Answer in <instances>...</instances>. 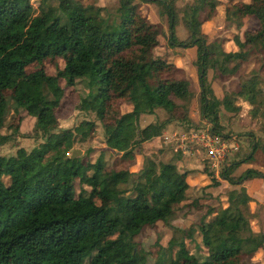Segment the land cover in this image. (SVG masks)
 I'll return each instance as SVG.
<instances>
[{
    "label": "trees",
    "instance_id": "obj_1",
    "mask_svg": "<svg viewBox=\"0 0 264 264\" xmlns=\"http://www.w3.org/2000/svg\"><path fill=\"white\" fill-rule=\"evenodd\" d=\"M34 1L32 5L30 0H0V71L22 70L48 56L76 54L80 64L65 84L73 85V79L84 82L86 92L77 108L86 110L92 104L100 117L109 118L102 124L104 145L118 153L120 161H132L142 143L161 135L178 107L174 100L186 91L184 80L176 75L178 68L153 54L163 32L142 14L143 3L156 6L165 21L168 47L194 51L201 117L188 124L197 126L203 118L213 132L228 138L232 133L222 132L217 109L221 105L234 114L241 101L256 121L257 134L249 133V150L240 156L235 152L238 159L220 171V178L232 186L225 191V205L210 206L205 211L209 218L179 228L170 223L176 189L188 174L177 170L179 151L165 163L143 156L135 178L124 167L105 170L100 156L92 161L69 157L75 141L93 136L94 130L84 120L71 129H57L54 113L62 88L56 71L38 82L26 100H13L33 119L29 130L18 128V136L40 141L28 150L20 146L12 155H0V264H145L146 252L138 248L134 236L157 222L171 235L155 264H245L243 259L263 246L264 232L250 225L256 210L249 208L244 183L253 178L264 181V172L248 167L235 176L234 170L252 163L256 151L264 158V92L254 72L222 101L213 96L205 74L211 69L233 76L242 63L264 62V0H224L222 22L235 31L230 39L235 48L217 52L210 51L201 24L211 19L220 0H186L179 6L175 0H113L103 5L96 0ZM245 17L254 18L257 28L239 36L236 31ZM178 24L185 31L183 38L176 35ZM56 91L61 93L57 98ZM113 100L127 102L130 109L115 110ZM155 109L163 110L166 118L139 126L138 118ZM7 112V107H0V127ZM9 138L0 134V145ZM202 172L210 177L206 186L218 184L207 168ZM78 179L103 183L118 196L115 204H98L91 192L76 193ZM5 194L11 197L10 207L1 198ZM124 199L128 207H121ZM90 229H95L91 239H83ZM186 241L193 242L195 252L188 250ZM111 242H117L115 249L102 255L100 250Z\"/></svg>",
    "mask_w": 264,
    "mask_h": 264
},
{
    "label": "rangeland",
    "instance_id": "obj_2",
    "mask_svg": "<svg viewBox=\"0 0 264 264\" xmlns=\"http://www.w3.org/2000/svg\"><path fill=\"white\" fill-rule=\"evenodd\" d=\"M112 1L113 0H96L98 5L109 4ZM184 1L186 0H175V3L179 6ZM30 2L32 5L35 3L34 0H30ZM220 2L222 4L218 5V9L216 7L215 11L221 10L222 6L226 4L224 0H220ZM147 7H142L141 4L142 14L148 21H151L152 14L153 18L158 21L157 24H159L163 32V34L157 37L158 42L153 50V54L162 56L167 61L174 63V65L177 64L179 69L176 75L184 80L186 86L185 93L179 99L174 100V103L178 107L174 109L173 116L166 125L168 133L176 131L177 135L186 128H190V124H188L189 122H187V120H191L192 123H194L197 120L196 116H200L198 74L195 67L192 65V60H190L191 56H194V51L192 48H186L184 50L177 49L176 51L168 50L169 47L166 44L165 35L166 23L163 19L158 17L156 6L147 4ZM215 11L213 13L214 18L217 17ZM216 23L217 21L213 24L212 28L208 23H205L202 27L205 30L211 31V36H207L210 51L216 50L217 52V49H222L223 51L233 50L235 47H233L230 39L235 31L225 27L223 23ZM256 28V20L252 17H245L243 18L242 26L236 32L241 36L243 30H255ZM175 30L178 38H183L185 36V31L180 24L176 26ZM79 64L80 61L76 54H64L60 56H48L39 63H31L25 66L22 70L0 71V107L5 106L8 108V112L5 114L2 126L0 127V134L11 136L6 143L0 145V155H12L15 149L20 146L28 150L40 141L39 137L23 138L18 136V128L21 130H29L33 119L20 108V105L17 106V103L14 105L13 100L15 98L26 100L34 92V88L38 82L45 80L48 76L54 75L56 71H58V83L62 88V95L60 96V91L54 92L56 98L60 96L58 105L55 106L54 113L57 120V129H71L83 120L93 124V136L82 142L78 140L75 141L70 154L72 150H78L80 153H77L73 157H84L92 161L97 156H100L105 164V170L124 167L132 173L131 177L133 178H135L136 171L141 166L143 156L150 157L154 162L163 163L174 157L176 153L174 150V141L152 146L146 143L143 145L141 144L140 154L135 155L134 159L130 162L120 161L117 158L118 153L110 152L104 145L105 130L102 126L103 122L109 120V118L105 115L104 117H100V115L92 109V104H89L86 110L77 108L79 98L84 96L86 92L84 82L80 80L74 81L73 79V85L67 86L65 84L67 79L72 80L73 72ZM141 68V65H136V71L141 70ZM254 72L258 74L260 78V87L264 92V62L261 63L258 59L242 63L233 76H222L211 69H207L205 79L213 96L224 101L228 99L231 92L238 89V84L243 78ZM238 102L237 104L240 105V110L234 114L223 109L221 105L217 110L219 114L218 122L223 126L222 132H230L232 133L230 135H233V138H235L234 140L231 138V140L229 136L224 139L232 145L237 146L235 152L239 151L240 156L243 152L249 150V143L246 137L249 133L253 135L257 134V124L255 120L249 118L247 114V105L241 101ZM112 108L122 112L129 110L130 106L125 101L113 100ZM32 111L36 112L37 109L33 108ZM166 116L163 110L155 109L151 114L141 115L138 118V124L139 126H143L151 121L163 120ZM189 157L188 160H182L180 158L175 159L177 170L180 172H188L183 183L176 189L174 202L171 204L174 217L170 223L179 228H186L194 223L197 224L199 218L205 216V211L210 206L214 208L224 206L225 191L232 188V186L224 180L217 181L218 184L216 186H206V184H209L211 181L209 175L202 172V168L205 167L206 164L202 152H191ZM236 159H238V156L234 155L232 160ZM248 167L264 171V158L258 151L254 153L253 162L250 164H240L234 170V175L238 176ZM52 174H54V172H52ZM78 181L79 182H75L76 193L78 191L84 194L91 192L95 196L98 204H115L118 196L115 195L113 191L108 190L103 183H96L91 179H78ZM244 187L252 200L248 204L250 210H256L254 213L255 217L250 221V225L254 231L261 230L264 232V211L261 209L264 207V192L252 195H256L257 198L251 197V192L245 183ZM127 194L128 192L124 193V196H127ZM1 198L10 207V195H1ZM120 205L121 207H128L127 199H124ZM209 216L211 215L205 216V219L209 218ZM94 232L95 229L87 230L82 238L89 240ZM170 235V229L161 222H157L154 227L146 226L134 236V240L138 243V248L146 252L145 264H155L160 248L166 245ZM195 240H197L196 237ZM186 245L189 251L195 252L193 242L186 241ZM105 246L106 247L100 250L102 255L112 252L117 246V242H111ZM230 248L231 245H228L227 249ZM243 261L245 264H264V254L259 255L254 253L252 257L244 258Z\"/></svg>",
    "mask_w": 264,
    "mask_h": 264
},
{
    "label": "built area",
    "instance_id": "obj_3",
    "mask_svg": "<svg viewBox=\"0 0 264 264\" xmlns=\"http://www.w3.org/2000/svg\"><path fill=\"white\" fill-rule=\"evenodd\" d=\"M200 124V126L197 125L196 127L190 125V128L183 130L177 135L176 131H173L168 136L164 135V140L166 142L174 141V150L179 151L180 156L190 155L191 152H202L203 158L206 160L205 167L217 181H220L222 180L220 171L224 166L229 165L237 146L232 145L213 132L212 125L205 119L201 118ZM229 136L230 139H235L233 135Z\"/></svg>",
    "mask_w": 264,
    "mask_h": 264
},
{
    "label": "crops",
    "instance_id": "obj_4",
    "mask_svg": "<svg viewBox=\"0 0 264 264\" xmlns=\"http://www.w3.org/2000/svg\"><path fill=\"white\" fill-rule=\"evenodd\" d=\"M142 7H147V4L146 3H143L142 4ZM148 8V7H147ZM222 8H223V6H222ZM217 9H218V7H217ZM215 13H216V18H214L213 16L211 17V19H209V20H207V21H204L202 24H201V30L203 29L202 27H203V25L205 24V23H208L209 25H211L210 27L212 28V26H213V24L217 21V23L216 24H220V23H223L222 22V9L221 10H216L215 11ZM146 14V13H145ZM219 15V16H218ZM151 21H149V22H151V23H157L158 21H156L154 18H153V16H152V14H151ZM202 32L203 33H205L207 36H211L210 35V33H211V31L210 30H205V29H203L202 30ZM213 33V32H212ZM234 47V46H233ZM177 49H180V48H171V47H169L168 48V50H170V51H172V50H174V51H176ZM180 50H184V49H180ZM193 59V56H191V58H190V60H192ZM174 64V63H173ZM175 66L178 68V65L177 64H175ZM179 69V68H178ZM192 117V116H191ZM197 117V120L200 118V116H196ZM170 133V132H169ZM168 132H167V130L165 129L162 133H161V135L160 136H158V137H155V138H153V139H151L150 141H147V142H144V143H142V145L143 144H147V145H149V146H152V145H159V144H161V143H164V144H166L167 142H166V140H164V135H167L168 136V134H169ZM156 143V144H155ZM179 155V154H178ZM190 155H186V156H180L179 155V158L180 159H182V160H188L190 157H189ZM261 171V170H260ZM264 172V171H263ZM201 174H203V173H201ZM221 181V180H220ZM246 186H248V189H249V191L251 192V197H256L257 198V196L255 195V196H252V195H254V194H258V193H260V192H264V181L262 180V179H260V178H253V179H250L249 181H247L246 183ZM255 198V199H256ZM252 201V200H251ZM250 201V202H251ZM264 204V203H263ZM262 204V205H263ZM263 211H264V207H262L261 208ZM259 254V255H262V254H264V244H263V246L261 247V248H259L256 252H255V254Z\"/></svg>",
    "mask_w": 264,
    "mask_h": 264
},
{
    "label": "water",
    "instance_id": "obj_5",
    "mask_svg": "<svg viewBox=\"0 0 264 264\" xmlns=\"http://www.w3.org/2000/svg\"><path fill=\"white\" fill-rule=\"evenodd\" d=\"M77 153H80V151H78V150H72V152H71V154H70L69 157H73V156H75Z\"/></svg>",
    "mask_w": 264,
    "mask_h": 264
}]
</instances>
